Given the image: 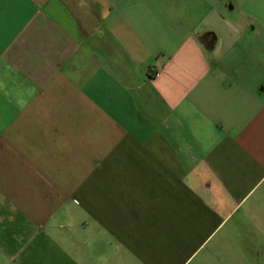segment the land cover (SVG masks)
Wrapping results in <instances>:
<instances>
[{
	"label": "crops",
	"instance_id": "crops-1",
	"mask_svg": "<svg viewBox=\"0 0 264 264\" xmlns=\"http://www.w3.org/2000/svg\"><path fill=\"white\" fill-rule=\"evenodd\" d=\"M226 1L0 0V264H264V67L221 59L264 47Z\"/></svg>",
	"mask_w": 264,
	"mask_h": 264
},
{
	"label": "rangeland",
	"instance_id": "rangeland-1",
	"mask_svg": "<svg viewBox=\"0 0 264 264\" xmlns=\"http://www.w3.org/2000/svg\"><path fill=\"white\" fill-rule=\"evenodd\" d=\"M215 1V0H212ZM224 1V0H223ZM227 4L232 2L231 6L223 9L224 15L231 20L238 22L237 25L244 26L245 34L241 40L239 47L243 46L246 49L251 46L258 48L264 47V0H227ZM215 3V2H214ZM225 3V2H224ZM261 51V52H260ZM254 55H222V62H238L243 63L247 58H253L256 65L264 67V53L260 49ZM245 60H243V58ZM249 61L248 63H250ZM229 64V63H228ZM246 64V61L244 62ZM255 79H264V72L260 71L255 74ZM215 241L201 247L196 254L186 264H234L231 262V257L226 250L215 248Z\"/></svg>",
	"mask_w": 264,
	"mask_h": 264
}]
</instances>
